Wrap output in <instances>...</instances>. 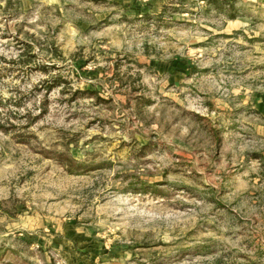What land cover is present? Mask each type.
<instances>
[{
  "label": "rangeland",
  "instance_id": "1",
  "mask_svg": "<svg viewBox=\"0 0 264 264\" xmlns=\"http://www.w3.org/2000/svg\"><path fill=\"white\" fill-rule=\"evenodd\" d=\"M263 102L264 0H0V264H264Z\"/></svg>",
  "mask_w": 264,
  "mask_h": 264
},
{
  "label": "crops",
  "instance_id": "2",
  "mask_svg": "<svg viewBox=\"0 0 264 264\" xmlns=\"http://www.w3.org/2000/svg\"><path fill=\"white\" fill-rule=\"evenodd\" d=\"M262 110H264V102H263V104H262Z\"/></svg>",
  "mask_w": 264,
  "mask_h": 264
},
{
  "label": "trees",
  "instance_id": "3",
  "mask_svg": "<svg viewBox=\"0 0 264 264\" xmlns=\"http://www.w3.org/2000/svg\"><path fill=\"white\" fill-rule=\"evenodd\" d=\"M233 19L235 18V16L232 17ZM78 167V166H77Z\"/></svg>",
  "mask_w": 264,
  "mask_h": 264
}]
</instances>
